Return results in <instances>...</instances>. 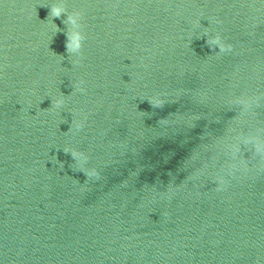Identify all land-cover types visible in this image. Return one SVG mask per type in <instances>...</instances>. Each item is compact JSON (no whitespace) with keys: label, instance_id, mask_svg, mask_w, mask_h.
Here are the masks:
<instances>
[{"label":"water","instance_id":"1","mask_svg":"<svg viewBox=\"0 0 264 264\" xmlns=\"http://www.w3.org/2000/svg\"><path fill=\"white\" fill-rule=\"evenodd\" d=\"M0 264H264V0H0Z\"/></svg>","mask_w":264,"mask_h":264}]
</instances>
